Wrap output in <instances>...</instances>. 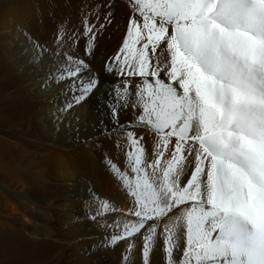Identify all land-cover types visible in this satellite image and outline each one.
<instances>
[{"label":"snow or ice","instance_id":"snow-or-ice-1","mask_svg":"<svg viewBox=\"0 0 264 264\" xmlns=\"http://www.w3.org/2000/svg\"><path fill=\"white\" fill-rule=\"evenodd\" d=\"M128 3L122 44L105 64L123 79L103 100L112 131L122 130L124 167L108 166L128 201L93 205L94 219L112 217L104 244L128 240L131 252L142 243L143 264L153 249L166 264H264V0ZM94 14H84L82 32L57 29L46 79L67 85L61 112L99 88L87 62L64 50L83 37L91 55ZM33 47L38 57L48 51ZM128 109L136 114L128 125L153 134L150 157L143 137L119 121Z\"/></svg>","mask_w":264,"mask_h":264},{"label":"bare ground","instance_id":"bare-ground-1","mask_svg":"<svg viewBox=\"0 0 264 264\" xmlns=\"http://www.w3.org/2000/svg\"><path fill=\"white\" fill-rule=\"evenodd\" d=\"M109 11L111 22L104 19ZM87 12L95 13L89 22L98 29L91 55L83 37L64 50L87 62L99 88L61 112L67 85L46 79L58 50L54 39L61 27L82 32ZM130 14L128 0H0V264H143L142 243L131 252L128 240L105 245L111 230L102 224L112 217L91 215L98 199L127 208V193L108 166L111 160L124 167L122 130L112 131L103 100L123 79L105 64L119 50ZM34 43L48 51L38 57ZM135 118L132 109L119 115L143 137L150 157L153 134L128 125ZM149 260L166 264L161 249Z\"/></svg>","mask_w":264,"mask_h":264}]
</instances>
